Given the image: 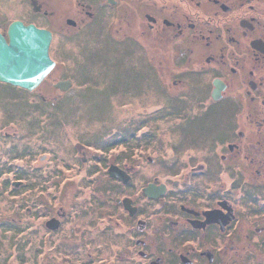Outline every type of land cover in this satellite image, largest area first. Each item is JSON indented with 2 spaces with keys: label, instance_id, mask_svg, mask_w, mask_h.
<instances>
[{
  "label": "flooded vegetation",
  "instance_id": "flooded-vegetation-1",
  "mask_svg": "<svg viewBox=\"0 0 264 264\" xmlns=\"http://www.w3.org/2000/svg\"><path fill=\"white\" fill-rule=\"evenodd\" d=\"M15 22L52 34L49 55L55 66L35 90L59 63L68 67L55 61L56 50L74 47L82 67L94 63L81 60L88 56L80 49L85 44L92 57L108 54L115 69L132 46L143 77L153 80L152 92L168 97L171 116L184 115L181 107L190 105L209 120L204 135L193 140L204 144L202 151L189 157L188 167L171 152L165 181L144 183L137 176L140 167L110 162L118 143L123 150L115 158L129 155L125 127H101L103 137L76 140L79 173L92 172L98 180L96 166L109 161V168L127 174L124 182L112 178L108 166L102 168L123 194L114 199L119 216L106 211L96 223L109 224L95 227L97 234L113 236L98 245L103 257L89 264H264V0H0V35L7 43ZM75 84L71 76L53 84L57 99L75 92ZM19 137L14 120L0 119V166L7 167L0 170L6 180L0 191L13 200L27 187L17 175L39 170V160L24 161L28 147L18 146ZM92 149L99 150L97 157ZM150 186L155 192L148 195ZM32 211L29 207L28 214ZM120 238L122 243L113 244ZM107 246L115 256H105Z\"/></svg>",
  "mask_w": 264,
  "mask_h": 264
},
{
  "label": "rangeland",
  "instance_id": "rangeland-1",
  "mask_svg": "<svg viewBox=\"0 0 264 264\" xmlns=\"http://www.w3.org/2000/svg\"><path fill=\"white\" fill-rule=\"evenodd\" d=\"M84 45L80 49L88 56L81 60L94 63L80 67L75 60L74 47L56 50L52 54L55 61L64 60L68 67L64 70L59 63L35 91L0 83V119L15 121L18 140L21 138L18 146L30 149L22 153L23 157L27 155L24 161H40L39 170L22 171L27 187L15 200L0 191V264H89L90 260L103 257L97 252L98 245L109 244L113 235L109 231L107 237L97 234L95 227L99 229L109 224L96 223L106 211V214L119 216L114 199L123 194V189L105 176V168L110 169L109 161L96 166L101 174L94 172L93 176H100L98 180H92V172H88L87 177L84 171H77L78 161L73 156L76 140L103 137L105 129L125 127L129 155L127 159H123L122 154L115 158L123 150L118 143L113 145L110 162L140 167L137 176L144 183L154 178L169 179L171 152L180 156L177 162L188 167L189 157L196 156L204 146L193 140L204 135L202 128L209 120L198 115L200 110L190 105L181 107L185 108L184 115L171 116L168 97L155 95L153 80L143 77L136 47H127L124 60L114 69L108 54L105 56L102 52L92 57V51ZM69 76L75 80L76 91L57 99L59 93L52 85ZM159 107L164 110L153 116ZM98 151L92 149L91 152L97 157ZM0 170L7 171V167L0 166ZM4 179L2 176L0 183H6ZM29 207L33 210L31 214H28ZM52 218L60 221L59 230L46 226ZM85 242L89 243L85 246ZM114 242L122 243L123 239ZM106 251L105 256L109 254V258L116 254L112 246ZM110 264L126 263L111 260Z\"/></svg>",
  "mask_w": 264,
  "mask_h": 264
},
{
  "label": "water",
  "instance_id": "water-1",
  "mask_svg": "<svg viewBox=\"0 0 264 264\" xmlns=\"http://www.w3.org/2000/svg\"><path fill=\"white\" fill-rule=\"evenodd\" d=\"M8 35L9 43L0 35V82L33 91L55 66L49 56L52 34L34 25L24 26L15 22L11 25ZM62 85L65 84H58L57 88ZM109 174L112 178L124 182L127 177V174L116 166H111ZM145 192L150 195L155 189L150 186ZM46 226L56 230L59 222L52 219Z\"/></svg>",
  "mask_w": 264,
  "mask_h": 264
},
{
  "label": "trees",
  "instance_id": "trees-1",
  "mask_svg": "<svg viewBox=\"0 0 264 264\" xmlns=\"http://www.w3.org/2000/svg\"><path fill=\"white\" fill-rule=\"evenodd\" d=\"M22 175H23V174H21V175H17V178H18V179H24Z\"/></svg>",
  "mask_w": 264,
  "mask_h": 264
},
{
  "label": "bare ground",
  "instance_id": "bare-ground-1",
  "mask_svg": "<svg viewBox=\"0 0 264 264\" xmlns=\"http://www.w3.org/2000/svg\"><path fill=\"white\" fill-rule=\"evenodd\" d=\"M50 56V55H49Z\"/></svg>",
  "mask_w": 264,
  "mask_h": 264
}]
</instances>
